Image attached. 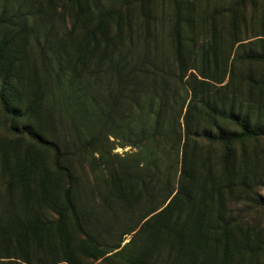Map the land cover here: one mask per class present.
I'll list each match as a JSON object with an SVG mask.
<instances>
[{
    "label": "trees",
    "instance_id": "obj_1",
    "mask_svg": "<svg viewBox=\"0 0 264 264\" xmlns=\"http://www.w3.org/2000/svg\"><path fill=\"white\" fill-rule=\"evenodd\" d=\"M160 1L0 0V264H264V0Z\"/></svg>",
    "mask_w": 264,
    "mask_h": 264
},
{
    "label": "rangeland",
    "instance_id": "obj_2",
    "mask_svg": "<svg viewBox=\"0 0 264 264\" xmlns=\"http://www.w3.org/2000/svg\"><path fill=\"white\" fill-rule=\"evenodd\" d=\"M199 9L206 12L209 17L207 19H230V16H225L227 12L231 9L233 12L238 14L239 10H243L245 7L250 12V2L249 0H194ZM150 8L152 15L159 16L158 19H167L166 14L169 13V7L166 3L162 4L160 0H152L150 3ZM229 14V13H228ZM262 14V12L260 13ZM156 15V16H157ZM231 15V14H229ZM162 17V18H161ZM148 19H155L154 17H149ZM186 110V109H185ZM183 119V118H182ZM260 146H264V139L260 141ZM138 149L132 146L121 147L117 145L114 149V153H120L124 155L126 152L137 151ZM257 191L264 196V186L258 187ZM230 209L245 211L246 219L253 226H259L264 231V209L259 207L251 208L242 202L236 200L229 202ZM249 211V212H248ZM264 234V233H263ZM131 235L127 236L124 244L129 241ZM261 258L264 257L261 254Z\"/></svg>",
    "mask_w": 264,
    "mask_h": 264
}]
</instances>
